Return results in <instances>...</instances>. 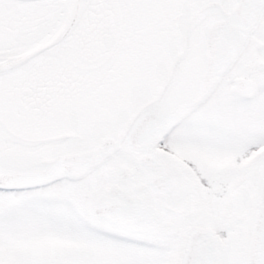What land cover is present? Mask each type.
I'll return each instance as SVG.
<instances>
[{"label":"snow or ice","instance_id":"1","mask_svg":"<svg viewBox=\"0 0 264 264\" xmlns=\"http://www.w3.org/2000/svg\"><path fill=\"white\" fill-rule=\"evenodd\" d=\"M0 264H264V0H0Z\"/></svg>","mask_w":264,"mask_h":264}]
</instances>
